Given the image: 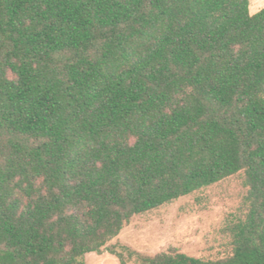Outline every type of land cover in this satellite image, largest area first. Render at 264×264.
<instances>
[{
    "label": "trees",
    "instance_id": "16d2710c",
    "mask_svg": "<svg viewBox=\"0 0 264 264\" xmlns=\"http://www.w3.org/2000/svg\"><path fill=\"white\" fill-rule=\"evenodd\" d=\"M243 171L232 253L110 242ZM264 264V7L0 0V264Z\"/></svg>",
    "mask_w": 264,
    "mask_h": 264
},
{
    "label": "rangeland",
    "instance_id": "374dc122",
    "mask_svg": "<svg viewBox=\"0 0 264 264\" xmlns=\"http://www.w3.org/2000/svg\"><path fill=\"white\" fill-rule=\"evenodd\" d=\"M264 7V0H249V12ZM248 187L240 171L210 186L135 216L110 242L153 255L169 249L204 259L232 253L231 226L245 218ZM86 264H120L107 250L85 255ZM132 264V262H130Z\"/></svg>",
    "mask_w": 264,
    "mask_h": 264
}]
</instances>
